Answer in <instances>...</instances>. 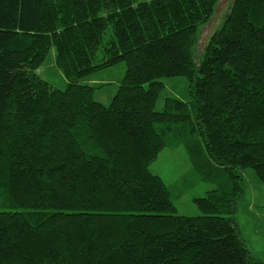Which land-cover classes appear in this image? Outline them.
<instances>
[{
    "label": "trees",
    "instance_id": "obj_1",
    "mask_svg": "<svg viewBox=\"0 0 264 264\" xmlns=\"http://www.w3.org/2000/svg\"><path fill=\"white\" fill-rule=\"evenodd\" d=\"M219 1L0 0V264H258L234 214L245 170L264 186V0L199 50ZM52 50L64 89L36 74ZM120 63L104 106L82 80ZM171 77L189 101L155 111ZM180 146L213 185L197 216L149 170Z\"/></svg>",
    "mask_w": 264,
    "mask_h": 264
},
{
    "label": "rangeland",
    "instance_id": "obj_2",
    "mask_svg": "<svg viewBox=\"0 0 264 264\" xmlns=\"http://www.w3.org/2000/svg\"><path fill=\"white\" fill-rule=\"evenodd\" d=\"M232 0H220L209 22L201 29V47L215 30H217L227 13ZM110 29L103 36L104 42L110 38ZM97 60L102 59V47L97 51ZM125 64L120 63L113 67L94 72L85 77L82 82L100 86L94 92V99L104 106H108L115 95L120 82L124 77ZM36 74L58 89L65 88L64 78L54 65V51L52 50L44 64ZM164 90L161 92L155 104V111H161L165 98H175L181 101H189L188 82L183 77L162 78ZM149 170L158 175L169 188L170 199L175 205L178 215H200L194 198L202 197L213 188L208 180L201 179L198 170L190 160L183 146L175 149H163L157 158L150 163ZM196 171V172H195ZM264 186L257 179L252 169L244 172L243 196L238 200L235 210V220L241 232V238L258 264H264Z\"/></svg>",
    "mask_w": 264,
    "mask_h": 264
},
{
    "label": "crops",
    "instance_id": "obj_3",
    "mask_svg": "<svg viewBox=\"0 0 264 264\" xmlns=\"http://www.w3.org/2000/svg\"><path fill=\"white\" fill-rule=\"evenodd\" d=\"M60 75H61V74H60ZM92 75H93V74H92ZM61 76H62V75H61ZM62 77H63V76H62ZM64 81H65V84H66V80H65V79H64ZM90 82H91V81H89L88 84H90ZM92 84H96L95 81H92ZM92 84H90V85H92ZM263 207H264V206L261 205L259 208H263Z\"/></svg>",
    "mask_w": 264,
    "mask_h": 264
}]
</instances>
